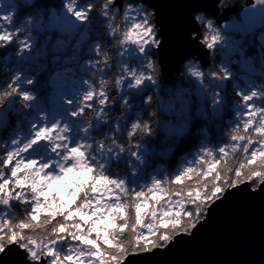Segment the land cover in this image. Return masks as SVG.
Instances as JSON below:
<instances>
[{"label":"trees","instance_id":"trees-1","mask_svg":"<svg viewBox=\"0 0 264 264\" xmlns=\"http://www.w3.org/2000/svg\"><path fill=\"white\" fill-rule=\"evenodd\" d=\"M91 2L92 0H78L77 6L84 8ZM41 3L45 8L57 10L49 15L43 27H40L39 18L30 22L23 12L18 14L16 5L10 4L9 0L0 4V14L13 13L11 25L7 22L0 25V30L13 37L11 42L0 43V93L10 90L8 85L11 83L19 85L21 92L26 91L33 96L39 92L42 97L41 99L36 96L35 99L26 101L32 105L31 112H24L16 105L15 100L18 97H13L6 105L9 112H16L17 116L12 126L5 128L3 135H0V173L11 178L10 165L6 166L3 163L7 158V146L20 136V131L28 132L29 124L36 114L49 110L51 98L57 94L55 86L75 90L66 96L70 98L74 110L81 93L87 90L85 81L97 87L99 91L100 77L113 79L117 73V77L121 79L119 95H116L111 105L103 109V112L109 114V118L104 121L93 118L84 132L79 130L82 124L75 125L72 130L75 133L74 144L83 146L90 166L123 183L127 189L126 194L113 190L115 196L119 195L120 198H115L112 207L116 204L128 205V219L118 221L122 225H127L128 230L117 229L109 233L116 247L101 242L105 258L100 261L93 260L90 255L93 249L74 240L73 235L87 236L93 228H100L101 225L90 224L83 217L72 219V214L60 215L64 212L63 208L58 209L55 217L42 214L44 218L38 227L31 231L25 230L26 238L35 234L39 236L36 239L45 244L56 241L54 247L58 254L63 256L77 255L76 251L84 250L89 259L80 261V264H117L120 262L117 249L123 247L130 254L133 249L132 241L138 235L145 232L153 235L159 247L163 235L178 234L179 228L165 229L159 226L160 221L165 219L164 211H172L173 208L181 211V216L173 215L167 219L169 221L179 219L185 228L193 220L197 223L203 218L202 214L198 215V210L206 211L207 204L187 198L183 207L162 201L163 203L155 209V216H148L145 226L133 231L136 219L132 206L135 203V193L144 191L151 198L153 194L148 193V188L152 187L153 178L160 182L161 188L167 190L165 198L168 194L176 198V191L186 192L196 184L195 176L179 184L176 183V176L181 175L188 167L195 168L198 172L206 170L207 164L197 163L198 160L207 159L204 156L205 150L212 153V161H221L218 165L221 176L218 186L224 189L231 187V181L236 179L235 172L242 165L245 166L246 174L249 171L264 173V163L255 166L248 164L253 152L264 151V147L261 146L264 136L255 131L259 126V114L250 129L245 130L243 125L248 113L246 106L242 105L240 95L237 94L249 95L252 91H257V98L249 103L264 109V32L241 40L236 38L240 35L226 34L221 30L224 39L209 52L207 67L202 68L197 61H193L196 69L202 73L199 79L193 77L186 69L180 68L178 75L169 83H164L163 77L153 83L148 78L151 77L148 64L151 59H155L150 45L139 51L132 45L125 50L123 44L108 50L110 61L107 66L101 69L100 77L89 80L87 74L91 70L92 62L99 58L97 51L100 46L106 47L112 42L103 27L101 17L93 9L86 22L72 23L73 19L63 10L62 0H41ZM129 3L135 10L129 11L128 18L123 21L126 25L133 22L131 19L133 16L136 22L143 20L141 15L143 9L135 7L138 2L129 0ZM58 17L64 19L68 17L69 23L60 27L55 24ZM37 33L42 34L37 36ZM52 67L64 68L67 70L66 74L61 75L55 83L45 84L46 76L40 73L45 69L50 71ZM219 69H223L229 79H217ZM212 73L217 75L212 76ZM20 74L23 76L22 80L13 79ZM219 74L224 77V73ZM139 76L144 77L142 83L135 88L130 87ZM28 80H32L33 83L28 85ZM112 95H115V89L112 90L109 99ZM153 100L157 108L159 125L155 137L146 135L143 140H139L134 135L129 138L127 132L133 123L143 124L150 119L149 110ZM117 115L121 117L119 120L115 119ZM185 128H189L188 134L180 137L179 133ZM237 129L243 138L234 141L232 136ZM106 134L108 140L105 143H108V147H105L104 143H96ZM112 141L115 144L111 143ZM115 145L120 147L117 148ZM222 148H226V153H220ZM224 177H227L229 183L224 182ZM215 180L216 177L213 176L199 184L204 195L211 194L217 186ZM258 184L259 182L254 180L252 186L257 187ZM25 200L28 203H25ZM39 202L36 201L31 189H26L19 200L12 198L9 205H0V218L11 219L15 223L21 220L30 221L31 209ZM43 202L46 211L57 208V203L49 204L46 197ZM64 203L65 200L61 198L59 204ZM87 203V198L81 201V211L86 209ZM187 213H191V217H188ZM110 215L118 216L119 213L111 211ZM60 227L66 228L67 232L63 235L56 233L55 230ZM99 236L100 233H97L92 238L98 239ZM40 255L46 259V264H51L43 252Z\"/></svg>","mask_w":264,"mask_h":264},{"label":"snow or ice","instance_id":"snow-or-ice-1","mask_svg":"<svg viewBox=\"0 0 264 264\" xmlns=\"http://www.w3.org/2000/svg\"><path fill=\"white\" fill-rule=\"evenodd\" d=\"M10 4L15 5L14 0H9ZM78 0H66L64 7L67 14L76 22L84 23L87 20V17L84 14L83 8L77 6ZM245 22L248 24L250 29H253L258 24L264 23V0H254V3L247 6L244 12ZM7 22L8 25H11L13 22V13L0 14V25H4ZM211 25L209 28L211 29ZM139 30V31H137ZM13 39L12 35L0 30V43L11 42ZM152 37V28L150 23L147 20H141L139 22H133L129 26V30L125 36V40L128 42L136 43L139 45H144L145 42L154 41ZM222 40V36L218 31L215 34H209L204 37L206 46L209 49H212L217 42ZM25 47H30V45H25ZM151 69V65L148 66ZM190 74L199 79L202 76L201 71L196 68L189 69ZM221 72L224 73V79H229L228 74L221 69ZM212 76H216L217 73H212ZM19 79L22 80V74L18 75ZM151 79V77H148ZM14 80L17 77L13 78ZM144 77H136L134 83L140 85ZM28 85L33 83L32 80L27 81ZM87 83V81H85ZM101 85L104 83L102 80L99 82ZM8 88L10 90H15L20 93V98L25 101L33 100V96L29 92H21L19 85L9 84ZM7 94L6 92H2ZM240 95V100L243 101L242 105L246 106L248 113L247 120L244 123L243 127L245 130H249L250 126L253 124V121L257 119L259 114V126L256 127L255 131L260 135L264 136V109L258 108L255 105L249 103L253 101L254 98H257L258 92L252 91L249 95ZM97 96L99 100L97 101ZM94 102L100 104L107 103L104 99L103 89L99 88V91H89L83 96H81V107L78 108L80 113H83L86 108L90 109ZM71 103V101H67ZM75 117L76 113H72ZM244 115V114H243ZM138 123H133L131 129L127 132V136L132 138L136 135L137 130L140 129ZM144 131H148L147 126L144 127ZM60 125L52 124L51 126L36 127L34 132V138L23 148L21 152H16L15 150L10 151L6 155L4 164L6 166L12 165L15 162L14 167L11 168V178L0 173V205L6 206L10 204L12 198L19 200L21 194L26 189H31L32 193L35 196L36 206L31 209L30 221L21 220L19 223L13 222L11 219L0 218V253H11L14 250H19L20 252L26 253L31 256L33 259V264H39L41 260V252L47 256L51 264H80V261L83 259V255H67L63 256L58 254L54 244L56 241L49 242L47 244L43 243L38 239L32 237H25V230H33L38 227L45 215H50L55 217L58 209L63 208L64 212L60 215L68 216L72 214V219H78L83 217L88 223H93L97 220V216L91 212L85 214L80 209L81 201L85 198L90 200L92 204H102L104 202L105 196H112L113 190L118 191L120 194H126L127 189L124 187V184L111 179L109 176L104 175L98 168H93L90 166L86 152L83 150V146H70L68 143L66 150L65 158L67 164L60 166L59 170L52 174H48V170L51 165L47 163H41L36 159H24L22 154L28 152V150L35 145L38 141L44 140L49 141L50 138L56 137L59 141L60 136ZM233 140L242 139L239 135V129L236 130L235 134L232 136ZM261 146L264 147V141L261 142ZM220 153H226V148L220 149ZM133 155H135L133 153ZM204 156L207 159L198 160V164H207V168L204 171L198 172L197 169L188 167L184 170L181 175L176 176V183H181L186 179H190L193 176L196 177V184L191 187L186 192L176 191L175 197L172 195L165 194L167 193L166 189L161 188L160 182L153 178L152 187L148 188V193H152L151 198L144 191H137L135 193V203L132 205L135 209V225L133 231L136 229H142L145 226V221L148 216H155V209L160 206L161 203L167 202L168 204H179L183 207L186 198L191 201H200L207 204L208 208L224 198L226 190L223 187L218 186L220 184V168L218 165L221 161H212V153L205 150ZM258 163H264V151H255L252 153V158L248 162L250 166H255ZM69 164L71 166H69ZM245 166H241L235 172L236 179L231 181V188L229 190H236L238 187L244 183L245 180L250 181L248 184L251 191L258 190L256 187L252 186L253 181L256 180L261 184H264V173L257 171H249L247 174L244 171ZM215 176V184L213 191L209 195H204V192L199 187V184L205 180L210 179ZM255 178V179H253ZM224 182L229 183L227 177H224ZM47 198L49 204L56 202L57 208L46 211V205L43 202V198ZM63 198L65 200L64 204H59V200ZM112 198L119 199L120 196H112ZM163 201V202H162ZM25 203H28L25 200ZM85 207H90V205H85ZM112 213H119L118 216L109 215L108 219H100V228H93L87 236L85 235H73V239L79 241L80 243L90 246L93 251L90 253L91 257L95 261L103 260L104 253L101 249V242L104 245L116 247L115 241L109 235L119 229L120 231H125L127 225H122L119 220L128 219V205L127 204H116L111 209ZM203 215V220H200L199 223H202L207 218V211L200 212L198 210V215ZM181 216V211L173 208L172 211H164L163 216L165 219L160 221L159 226L161 228H179L180 231L178 235H191L192 232L199 226L195 220L187 227H183L181 220H171L167 218L171 216ZM188 217H191V213L186 214ZM128 230V229H127ZM56 233L63 235L67 232V229L60 227L55 230ZM97 233H100L98 239H93L92 237L96 236ZM174 236L163 235L159 242V248H166L169 243L172 242ZM149 241H153L149 243ZM133 249L131 255L136 256L141 253H149L153 250H156L157 244L154 241V236L149 235L145 232L143 235H138L132 241ZM147 245V247H145ZM5 249L7 252L5 253ZM69 251H72L69 249ZM119 253L120 264H124V261L128 258L127 249L120 247L117 249Z\"/></svg>","mask_w":264,"mask_h":264},{"label":"water","instance_id":"water-1","mask_svg":"<svg viewBox=\"0 0 264 264\" xmlns=\"http://www.w3.org/2000/svg\"><path fill=\"white\" fill-rule=\"evenodd\" d=\"M142 2L155 9L157 22L163 25L161 35H165L169 48L160 53L163 65L164 83L174 80L180 71V63L188 57H194L202 68L209 64V51L197 43L201 38L200 29L194 24H185L190 20L194 8H204L215 24L227 21L222 31L226 34L244 36L250 32L244 15L229 20L232 13H239L240 8H230L223 15H217L216 0H132ZM123 0H115L114 6L122 5ZM247 6L254 0H246ZM189 29L197 35L189 38ZM181 44L180 55H171L172 49ZM135 47V45H134ZM7 108V107H6ZM8 109V108H7ZM0 127L7 128L5 113L0 111ZM43 140L33 145L35 151L41 149ZM248 181L238 189L227 187L224 198L214 203L204 222L191 235H174V239L164 248L139 257L128 254L124 264H264V184L259 183L256 191H251ZM7 249H5V253ZM142 254V253H141ZM25 253L14 250L11 253H0V264H26ZM39 264H46L41 255ZM117 264H120L118 262Z\"/></svg>","mask_w":264,"mask_h":264},{"label":"clouds","instance_id":"clouds-1","mask_svg":"<svg viewBox=\"0 0 264 264\" xmlns=\"http://www.w3.org/2000/svg\"><path fill=\"white\" fill-rule=\"evenodd\" d=\"M4 2L5 0H0V4ZM14 3L16 5L15 8L17 13L19 14L23 12L24 15L28 17L30 22L39 18L40 27L44 26V23H46V21L49 18V15L53 11H57L52 9L51 7L45 8L41 3V0H14ZM62 4H63V10L66 11L64 7L65 0H62ZM114 4H115V0H92L91 3L87 4V6L83 8L84 14L87 18L89 16V13H91L93 9H95V11L99 14V16L103 21V27L105 28L108 37L111 38L112 40L111 44H108L106 47L101 45L99 50L97 51V56L99 58L92 62L91 70L87 74L89 80H96V77H100L99 73L101 72V69L107 66L108 62L110 61L109 51H108L109 49H115L117 48L118 45H123L125 42H128L125 40V36L129 30V26L136 21V18L133 16L131 17L133 22L130 25L123 24V21L127 19L129 16V11L135 10L133 9V5L129 3V0H123L122 5L119 7H115ZM237 5L240 8V12L232 13L229 16V20H233L236 19L238 16L244 15L245 8L247 7L246 0H216L215 9L217 15H223L225 11H227L230 8H235L237 7ZM135 7L143 9V12L141 13V15L143 16V20L151 21L150 26L152 28V37H154L155 39L152 42H145V44H149L151 49L154 51L155 59H151L148 66L151 65V80L153 81V83H156L157 81L162 79L163 65L160 63L162 42L164 49L169 48V43L168 41H166L165 35H161L163 25L157 22L155 9L149 7L147 4H144L142 2H138ZM226 23L227 21H221L219 25H215V18L211 17L204 8H194L191 11L190 20L186 22L185 27H188L189 24H194L197 28H199L201 38L197 40V43L202 45L205 48V50L211 52L212 49H209L206 46L204 37L209 34H215L216 31H218L221 35V30L223 28V25ZM209 25L212 26L211 29L209 28ZM260 32H264V23L258 24L256 27L251 29L250 32L245 34L244 36H237L236 38L243 40L253 34L258 35ZM41 34L42 33H37V36ZM189 38L190 39L197 38L196 33L191 29H189ZM223 39L224 37L222 36V40ZM140 46L142 47L143 45ZM182 47L183 45L177 44L172 49L171 55L173 56L180 55V50ZM194 59H195L194 57H188L187 59H184L180 63L179 67L181 69H186L189 72V69L196 68L195 65L193 64ZM66 71L67 70L64 68L52 67L50 71L48 69H45L43 72L40 73V75H45L46 76L45 84H49V83H55L56 80L61 75L66 74ZM219 73H223L221 72V69L218 70L217 79H221V80L224 79L223 76L220 75ZM17 79H19V76H17ZM101 80L104 83L102 85L98 83V87L103 89L104 99L107 101V103L100 104L98 102H95L92 104L90 109L86 108L83 113H80L78 111V108L82 106L81 96H83L89 91H96L97 88V87H93L91 83H86L87 90L81 93L80 98L76 102L77 106L75 107V109L69 113L64 114L62 119L54 116V122L52 124L60 125V133H59L60 139L58 141L56 137L50 138L49 141H51L52 152L55 153L57 148H61V145H63L62 147L63 149L67 147L65 141H67L69 135H71L72 128L75 125L82 124L83 126L80 127L79 130L80 132H84L85 129H87L90 126V122L93 120V118H99V120L101 121L107 120L109 118V114L107 112H103V109L111 105L112 101L116 99V95H119L121 89V79L118 78L117 73H115L113 79H106L105 77L104 78L100 77L99 82ZM137 86L138 85H136L135 83L130 85V87L132 88H135ZM113 89H115V95H112L111 99H109V95L112 93ZM4 92H6L7 94L0 93V111H3L5 113L6 126L11 127L17 114L16 112H9V110L6 108V105L9 103V101L13 97H18V99L15 100V103L24 112H31L32 105L26 103L25 100L20 98V93L16 92L15 90H5ZM36 96H39L42 99L39 92H36L35 96H33V99H35ZM98 100H99V96H97V101ZM151 103H152V107L149 110L150 119L144 122L143 124L138 123L141 127L139 130H137L136 137L139 140H143L146 135H151L154 138L157 129L159 127L155 101L153 100L151 101ZM73 112L76 113L75 117H73L72 115ZM120 118L121 117L119 115L115 116L116 120H119ZM145 126H147L148 131H144ZM5 130H6L5 128L0 127V135H3ZM32 130L35 132V124L32 125ZM188 131L189 128H185L182 132L179 133L180 137L187 135ZM107 140H108V135L106 134L105 136L101 137L100 140H97L96 143L98 144L104 143V146L108 147V143H105V141ZM11 143L14 146V150L16 152H21L23 148L26 147L28 144L25 143L23 144L22 147L19 146L20 140L18 138L13 139ZM111 143L115 144L114 141H112ZM115 147L119 148L120 146L115 145ZM65 155L63 156L61 155L60 160L67 162ZM32 238L36 239L39 238V236L34 234ZM155 251L156 250H153V253ZM143 255H148V254L142 253L140 255H136L135 257H139ZM24 258L26 264H33V259L31 256L25 253Z\"/></svg>","mask_w":264,"mask_h":264},{"label":"rangeland","instance_id":"rangeland-1","mask_svg":"<svg viewBox=\"0 0 264 264\" xmlns=\"http://www.w3.org/2000/svg\"><path fill=\"white\" fill-rule=\"evenodd\" d=\"M55 24H58L60 27L65 26L67 23H69L68 17L64 19L63 17H58L55 19ZM75 22L72 20V23ZM135 45V48L139 51H142L143 47H147L148 44H144L142 47L139 44L132 43V42H125L123 47L125 50L129 49V46ZM141 53V52H140ZM57 88V94L55 97L51 98L50 104L51 107L46 112H41L36 114L31 123L28 127V132L25 133L24 131H20V136L18 139L20 140V145L23 146L25 143H30V141L34 138V131L32 130V125L35 124L36 127H43V126H51L54 122V116L63 118L64 114L69 113L73 110V105L71 103H67V101H71L70 98H67L66 96L69 93H74L75 90L73 88L64 89L62 86H55ZM66 122V121H65ZM75 133L73 130L71 131V135H69L67 141L65 143H68L70 146H75L74 144V138ZM17 139V138H15ZM43 144L40 146L41 149L39 151H35L33 149V146L28 150V152L22 154V158L24 159H36L37 161L41 163H47L51 165L50 169L48 170V174L52 175L56 173L59 170L60 166H63L67 164L68 162H65L63 160H60L61 155L63 156L66 154V150L63 149V145H61V148H57L56 152H52V146L51 141H44ZM14 150V146L12 143H10L7 146V153ZM5 155V152L4 154ZM7 155V154H6ZM15 162H13L10 167H14ZM69 166H71L69 164ZM112 196H115L114 192ZM112 196H105L104 202L102 204H99L97 206L96 204H92L90 200H88L87 205H90V207H86V209L83 211L85 214L91 212L92 214L97 216V220L93 222V224L98 225L100 224V219H107V217L111 214L112 204L115 202V198H112ZM44 199V198H43ZM63 199V198H62ZM84 235V234H81ZM77 255H83V259L81 261L88 260L89 258L86 256V253L84 250H78L76 251ZM93 264V263H91Z\"/></svg>","mask_w":264,"mask_h":264}]
</instances>
